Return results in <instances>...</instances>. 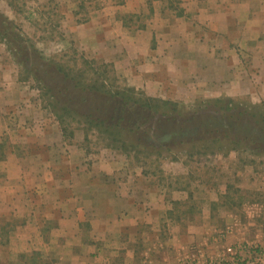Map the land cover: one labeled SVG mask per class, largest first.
<instances>
[{"label": "rangeland", "instance_id": "obj_1", "mask_svg": "<svg viewBox=\"0 0 264 264\" xmlns=\"http://www.w3.org/2000/svg\"><path fill=\"white\" fill-rule=\"evenodd\" d=\"M218 2L0 0V97L11 96L16 140L44 128L60 140L49 145L52 157L81 169L111 162L136 184L137 174L149 176L173 215L193 218L199 233L211 228L215 239L232 238L229 246L264 247V51L198 17ZM163 8L168 26L172 15L183 23L177 32L157 26ZM94 28L99 41L86 33ZM158 52L168 61L152 81L166 91H151L137 75ZM115 93L125 95L115 98L124 119H112ZM100 103L110 114L96 112ZM203 216L215 223L206 226Z\"/></svg>", "mask_w": 264, "mask_h": 264}, {"label": "crops", "instance_id": "obj_2", "mask_svg": "<svg viewBox=\"0 0 264 264\" xmlns=\"http://www.w3.org/2000/svg\"><path fill=\"white\" fill-rule=\"evenodd\" d=\"M230 1L221 0L198 17L218 33H229L233 42L239 41V33L256 39L261 50L255 44V53L263 52L264 0ZM168 14L160 10L157 26L177 32L183 23L172 15L175 20L168 26L162 19ZM231 16L234 24L227 25L224 19ZM86 33L100 40L97 28ZM167 59L158 52L139 67V78L155 85L151 91H166L165 84L152 80L161 78ZM10 102L11 96L7 101L0 97V264H183L189 258L206 262L228 253L232 238L215 239L211 228L199 233L186 214L179 220L159 183L151 184L149 176L137 174L141 182L136 184L132 175L124 179L123 172L110 169L111 162L81 169L70 158L52 157L49 145L59 139L52 140L44 128L40 135L24 132L16 140L7 116ZM202 222L215 223L210 216ZM183 224L185 231L178 230Z\"/></svg>", "mask_w": 264, "mask_h": 264}, {"label": "built area", "instance_id": "obj_3", "mask_svg": "<svg viewBox=\"0 0 264 264\" xmlns=\"http://www.w3.org/2000/svg\"><path fill=\"white\" fill-rule=\"evenodd\" d=\"M186 264H200L191 261ZM205 264H264V247L251 244H234L228 247L227 254L208 259Z\"/></svg>", "mask_w": 264, "mask_h": 264}, {"label": "trees", "instance_id": "obj_4", "mask_svg": "<svg viewBox=\"0 0 264 264\" xmlns=\"http://www.w3.org/2000/svg\"><path fill=\"white\" fill-rule=\"evenodd\" d=\"M125 97L124 93H115L114 95H111L110 96V99L112 101L113 100V107H112V110L111 113H114V115H112V119H115V118H119L120 119H124L125 117L123 116V113L125 112V106H119L120 103L116 102L117 100H115V98H122V97ZM124 99V98H122ZM108 102V101H107ZM109 103V102H108ZM107 103V104H108ZM104 104L103 103H100L99 106L96 107V112L99 113V114H102V115H107V114H110L108 111L105 112V110L103 111V106ZM93 120V119H92Z\"/></svg>", "mask_w": 264, "mask_h": 264}, {"label": "flooded vegetation", "instance_id": "obj_5", "mask_svg": "<svg viewBox=\"0 0 264 264\" xmlns=\"http://www.w3.org/2000/svg\"><path fill=\"white\" fill-rule=\"evenodd\" d=\"M169 140V136L168 135H166L165 137H164V139H163V141H168Z\"/></svg>", "mask_w": 264, "mask_h": 264}]
</instances>
